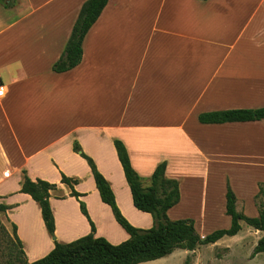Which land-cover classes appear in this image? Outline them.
I'll use <instances>...</instances> for the list:
<instances>
[{"label":"crops","instance_id":"0c3cea01","mask_svg":"<svg viewBox=\"0 0 264 264\" xmlns=\"http://www.w3.org/2000/svg\"><path fill=\"white\" fill-rule=\"evenodd\" d=\"M85 1L0 3V79L6 85L0 204L8 206L7 221L16 225L28 262L48 255L55 241L70 243L92 232L63 175L78 180L75 190L96 236L112 244L130 238L102 201L75 142L110 183L125 217L144 229L153 217L134 205L115 139L125 144L145 186L166 162V177L177 179L181 192L170 218L186 200L185 177L204 179L208 193L212 178L264 173V120L199 121L202 113L264 107V0H109L84 39L81 63L57 73L52 66ZM24 170L58 187L50 198L54 236L39 204L21 191ZM258 182L264 179L247 198L232 187L238 211H245L239 207L244 199L254 203ZM254 232L257 241L264 236Z\"/></svg>","mask_w":264,"mask_h":264},{"label":"trees","instance_id":"16d2710c","mask_svg":"<svg viewBox=\"0 0 264 264\" xmlns=\"http://www.w3.org/2000/svg\"><path fill=\"white\" fill-rule=\"evenodd\" d=\"M16 0H0V3L12 7ZM109 0H86L78 14L70 37L61 57L54 63L52 70L57 73L67 72L78 66L83 58V43L91 27L96 23ZM206 1V0H203ZM264 120V107L239 108L224 111H214L199 115L202 124H219L227 122H247ZM114 144L122 164L126 180L130 186L133 202L137 209L150 213L153 226L147 229L134 226L119 208L110 183L98 170L92 158L86 155L81 146L75 142L74 150L80 152L88 161L102 201L108 204L116 221L128 232L130 238L120 244H112L105 237L96 236V226L90 219L86 205L80 200L81 194L75 190L77 179L63 175L62 182L67 184L81 205L82 212L89 218L92 232L70 243L55 241L54 249L45 257L34 262H28L25 257L22 242L17 236V227H13L14 239L19 247V253L12 254L7 264H141L158 260L171 255L177 249L195 251L203 245L215 244L226 236H236L242 230V222L248 226L264 231V182L259 184L256 194L257 216H249L237 210V196L230 184L226 182V214L231 218L228 228L217 229L202 236L192 218L171 219L168 211L181 200L180 184L177 179L166 177V162L160 163L150 176V184L144 185V179L134 169L125 144L115 139ZM57 185L46 180H32L23 171L21 191L30 194L39 204L42 217L49 233L55 234V219L50 204L52 191ZM8 206L0 204V211L5 213ZM264 253V236L261 237L252 253V258ZM194 255H188L185 264H192Z\"/></svg>","mask_w":264,"mask_h":264},{"label":"rangeland","instance_id":"374dc122","mask_svg":"<svg viewBox=\"0 0 264 264\" xmlns=\"http://www.w3.org/2000/svg\"><path fill=\"white\" fill-rule=\"evenodd\" d=\"M229 179V178H227ZM227 179L216 177L210 179L208 193L204 191L206 184L204 179L185 177L186 200L179 204L173 212L174 219L192 218L198 232L205 236L217 229L226 228L230 225L231 219L226 214L223 202V191ZM264 173L253 171L244 172L242 177L236 175L229 179L232 187L245 192L246 198L253 192L256 180H263ZM201 182V183H200ZM262 182H258L259 184ZM199 184V185H197ZM193 185L194 188H190ZM259 192V191H258ZM239 205L245 209V214L255 216L256 198L254 203L246 200ZM264 197L257 199L258 203L263 202ZM215 205V207H213ZM246 206V207H245ZM245 207V208H244ZM258 208V207H257ZM171 217V219H173ZM255 229L242 222V230L238 236H226L219 244H208L200 246L195 253L183 249L174 255L144 262L141 264H185L188 255H194L192 264H264V253L257 254L252 258V253L257 244ZM19 253V247L14 239L13 227L8 223L6 214L0 211V264H7L11 255ZM19 256L22 255L19 253Z\"/></svg>","mask_w":264,"mask_h":264},{"label":"built area","instance_id":"2783aa9c","mask_svg":"<svg viewBox=\"0 0 264 264\" xmlns=\"http://www.w3.org/2000/svg\"><path fill=\"white\" fill-rule=\"evenodd\" d=\"M6 95V85L0 79V99L4 98Z\"/></svg>","mask_w":264,"mask_h":264},{"label":"water","instance_id":"95a60500","mask_svg":"<svg viewBox=\"0 0 264 264\" xmlns=\"http://www.w3.org/2000/svg\"><path fill=\"white\" fill-rule=\"evenodd\" d=\"M189 252H192V251L189 250Z\"/></svg>","mask_w":264,"mask_h":264}]
</instances>
